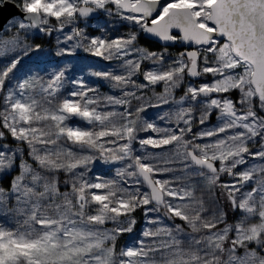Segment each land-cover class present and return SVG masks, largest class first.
<instances>
[{
	"label": "snow or ice",
	"instance_id": "obj_1",
	"mask_svg": "<svg viewBox=\"0 0 264 264\" xmlns=\"http://www.w3.org/2000/svg\"><path fill=\"white\" fill-rule=\"evenodd\" d=\"M0 20V264H264V0Z\"/></svg>",
	"mask_w": 264,
	"mask_h": 264
},
{
	"label": "rangeland",
	"instance_id": "obj_2",
	"mask_svg": "<svg viewBox=\"0 0 264 264\" xmlns=\"http://www.w3.org/2000/svg\"><path fill=\"white\" fill-rule=\"evenodd\" d=\"M93 23H95V22H93ZM13 31H14V29H13ZM45 45H46L45 46L46 48H54L55 41L53 40L51 43L46 41ZM77 63H78V65H80L82 62L78 61ZM101 91L107 92L108 88L106 86H104V87H102ZM62 180H63V177L61 176V181ZM63 190H64L63 185H61V191H63Z\"/></svg>",
	"mask_w": 264,
	"mask_h": 264
},
{
	"label": "water",
	"instance_id": "obj_3",
	"mask_svg": "<svg viewBox=\"0 0 264 264\" xmlns=\"http://www.w3.org/2000/svg\"><path fill=\"white\" fill-rule=\"evenodd\" d=\"M14 10H9V11H6L5 13H3L4 16H9L10 15V12H12ZM0 23H3L2 20H0Z\"/></svg>",
	"mask_w": 264,
	"mask_h": 264
}]
</instances>
